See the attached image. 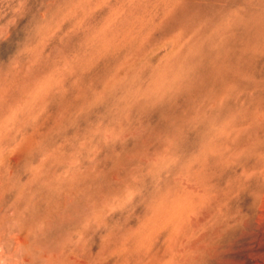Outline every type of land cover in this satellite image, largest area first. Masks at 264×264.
Segmentation results:
<instances>
[{
  "label": "rangeland",
  "instance_id": "rangeland-1",
  "mask_svg": "<svg viewBox=\"0 0 264 264\" xmlns=\"http://www.w3.org/2000/svg\"><path fill=\"white\" fill-rule=\"evenodd\" d=\"M25 1L0 0V83L14 86L0 97V264H167L165 236L145 242L149 208L192 167L188 131L249 85L264 0ZM209 167L199 177L222 202ZM243 208H210L215 256L180 263L264 264V223Z\"/></svg>",
  "mask_w": 264,
  "mask_h": 264
},
{
  "label": "bare ground",
  "instance_id": "bare-ground-1",
  "mask_svg": "<svg viewBox=\"0 0 264 264\" xmlns=\"http://www.w3.org/2000/svg\"><path fill=\"white\" fill-rule=\"evenodd\" d=\"M14 9L16 10L15 7ZM3 13L5 15L6 12ZM13 14H15V12ZM12 24H14V22H12ZM5 28V31L7 32L9 28ZM20 37H23V35ZM29 38L27 40H29ZM262 39H264L263 34L260 40L259 37L255 38V40H258V42L254 41L256 45L248 46V49L242 52L244 60H251L250 67L248 68L249 70H247L251 75L249 85L244 86L241 90H233V88L231 90L227 89L223 93L222 98L213 101L214 105L217 104L219 107L218 110L216 109V111L211 112L210 116L212 117L204 118V124H200L198 127L194 126V128H191L188 131V147L186 150L187 152L194 153H191L193 155L192 167L190 166L191 169L188 166L186 168L184 167L182 173L178 175V177H174L173 181L175 185H169V187L165 189V193L158 196L149 208L153 213L151 216L152 218L149 220V233L146 234L145 242L149 243L151 240H154L156 237L154 236L155 233H158L159 235L163 234L166 238L168 249L170 250L167 264H177L178 262L180 263V261H187V254L189 251L198 252V255L202 252L215 256V254H213L215 250H211L208 246V243L205 240L206 234L204 233L205 224L212 219L210 208L217 209L219 205L222 209L225 206V202H231L235 206L241 208L244 207L243 210L245 209L258 225L264 223V60L260 61L261 59H256L258 54L262 56L264 53H253L256 50H264V42H261ZM23 41H25V39ZM28 42L30 43V41ZM130 42H133V40H130ZM24 43L25 42H23V44ZM28 46H30V44ZM18 48L20 49V46ZM22 50H24V48L21 49V52H23ZM24 53L20 54L23 55ZM17 58H19L18 55ZM20 62L23 63L22 61ZM2 81L0 83V97L3 93L7 94L6 88L8 91V87H14L12 84V86L9 85L10 82L7 87V85L5 86L7 81L4 79ZM4 81L6 82L4 83ZM188 83L189 82H187V84ZM26 84L28 86V83ZM28 92L29 91L26 87L22 99H19L20 102L16 106H13L14 108L12 107L13 118L14 116L22 114L26 115L28 112L29 100L31 98ZM9 120H11V118L6 119V124H2L0 129L4 130V128H7V126L10 125H8ZM181 141L183 142V140ZM210 165L213 168H219L222 179L221 181L226 185L225 191L222 194V202H219L218 200L215 201V198L212 196V189L199 177L200 173L206 168H210ZM209 205L212 206L208 208ZM215 260H217V258H215Z\"/></svg>",
  "mask_w": 264,
  "mask_h": 264
}]
</instances>
